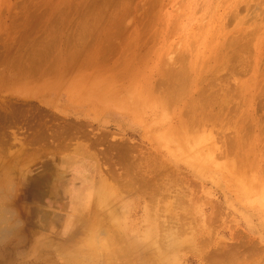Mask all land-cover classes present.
<instances>
[{
	"label": "rangeland",
	"instance_id": "rangeland-1",
	"mask_svg": "<svg viewBox=\"0 0 264 264\" xmlns=\"http://www.w3.org/2000/svg\"><path fill=\"white\" fill-rule=\"evenodd\" d=\"M263 146L264 0H0V264H264Z\"/></svg>",
	"mask_w": 264,
	"mask_h": 264
},
{
	"label": "bare ground",
	"instance_id": "bare-ground-1",
	"mask_svg": "<svg viewBox=\"0 0 264 264\" xmlns=\"http://www.w3.org/2000/svg\"><path fill=\"white\" fill-rule=\"evenodd\" d=\"M249 8H250V7H249ZM249 68H250V67H249ZM184 71H185V70H184ZM181 72H182V71H181ZM177 73H178V72H177ZM185 73H186V72H185ZM185 73H184V72H183V73H178V74H179L178 79H180L182 82H183V79L186 77ZM143 75H144V74H143ZM173 75H176V74H173ZM184 76H185V77H184ZM188 77H189V76H188ZM187 79H188V78H187ZM187 81H188V80H187ZM175 82H176V81H175ZM177 82H179V81L177 80ZM183 83H184V82H183ZM185 83H186V82H185ZM181 84H182V83H181ZM173 85H174V84H173ZM176 86H178V84L175 85V86H173V88L176 87ZM238 86H239V85H238ZM242 87H243V86H242ZM173 92H174V91H173ZM175 97H176V96H175ZM179 97H180V95H179ZM179 101H180V99H179ZM195 115H196V114H195ZM197 116H198V115H197ZM255 116H256V115H255ZM197 119H198V117H197ZM197 119H196V120H197ZM242 129H243V127H242ZM237 130H238V129H237ZM250 131H251V130H250ZM254 144H255V143H254ZM237 145H238V144H237ZM254 146H255V145H254ZM249 147H250V146H249ZM263 147H264V146H263ZM131 148H132V147H131ZM138 148H139V147H138ZM68 149H69V148H68ZM128 149H129V148H128ZM128 151L130 152V150H128ZM131 151H132V150H131ZM34 152H35V151H34ZM29 153H30V152H29ZM31 153H32V151H31ZM130 153H131V152H130ZM35 154H36V153H35ZM125 156H126V155H125ZM127 156H129V155H127ZM31 157H32V156H31ZM246 159H248V158H246ZM124 160H126V158H124ZM138 160H139V159H138ZM26 162H27V160H26ZM137 164H138V163H137ZM244 164H246V162H245ZM126 165H127V164H126ZM7 167H8V166H7ZM10 167H12V166H10ZM239 167H240V166H239ZM131 168H132V167H131ZM16 169H17V168H16ZM127 169H128V167H127ZM127 169H126L125 171H127ZM132 169H133V168H132ZM10 170H12V168H11ZM109 171H110V170H109ZM128 171H129V169H128ZM162 171H163V170H162ZM9 172H10V171H9ZM113 172H114V171H113ZM130 172H131V171H130ZM108 174H111V173L108 172ZM113 174H114V173H113ZM123 174H124V173H122V176H123ZM128 174H129V173H128ZM111 175H112V174H111ZM112 176H113V175H112ZM112 176H111V177H112ZM125 176H127V174H126ZM132 176H133V174H132ZM155 176H156V175H155ZM123 177H124V176H123ZM114 178H115V177H114ZM117 178H118V177H117ZM130 178H131V177L129 176V180H130ZM134 178H135V177H134ZM131 179H132V178H131ZM135 179H136V178H135ZM157 179H158V178H157ZM157 179H156V180H157ZM114 180H116V179H114ZM133 180H134V179H133ZM30 181H31V180H30ZM88 181H89V180H88ZM117 181H118V180H117ZM31 182H32V181H31ZM118 182H119V181H118ZM126 182H130V181H126ZM131 182H133V181L131 180ZM131 182L128 183V184H129V185H130V184H133V183H131ZM142 182H144V181H142ZM40 183H41V182H40ZM30 185H31V184H30ZM43 185H44V184H43ZM134 185H135V184H134ZM149 185H150V183H149ZM35 186H36V184H35ZM139 186L141 187L140 184H139ZM145 186H146V185H144L143 187H145ZM43 187H44V186H43ZM143 187H141V188H143ZM26 188H27V187H26ZM41 188H42V187H41ZM0 189H1V188H0ZM12 189H13V188H12ZM149 189H150V188H149ZM1 190H2V189H1ZM1 190H0V191H1ZM42 190L44 191V189H42ZM36 191H37V190H36ZM40 191H41V190H40ZM40 191H39V192H40ZM190 191H191V190H190ZM1 192H2V191H1ZM33 192H34V191H33ZM40 193H42V192H40ZM149 193H150V192H149ZM183 193H184V192H183ZM27 194H28V193H27ZM3 196L8 197L7 194H0V202L3 201V200L1 199V197H3ZM37 196H38V195H37ZM151 196H152V195H151ZM153 196H154V195H153ZM153 196H152V197H153ZM184 196H185V194H184ZM10 198H11V197H10ZM178 198H179V197H178ZM207 198H208V197H207ZM207 198H206V199H207ZM149 199H151V198H149ZM152 199H154V198H152ZM165 200H166V198H165ZM150 201H151V200H150ZM179 201H181V200H179ZM212 201H213V199H212ZM152 202H153V201H152ZM154 202H155V201H154ZM154 202H153V203H154ZM184 202H185V201H184ZM213 203H214V202H213ZM178 204H179V203H178ZM184 204H185V203H184ZM215 204H216V203H215ZM215 204L212 205V203H211L212 207H213ZM216 205H217V204H216ZM216 205L214 206V207L216 208L215 211H216L217 213H220L221 211H220V210H219L220 212L217 211V206H216ZM150 206H152V207L154 208V206H156V204H150ZM88 207H89V206H88ZM214 207H213V208H214ZM220 208H221V207L218 205V209H220ZM222 210H223V209H222ZM190 211H191V210H190ZM212 211H213V212L210 213V214H213V213L215 212L214 210H212ZM222 212H223V211H222ZM217 213H216V214H217ZM222 214H223V213H222ZM190 215H191V214H190ZM213 215L216 216L215 213H214ZM213 215H211V216H213ZM220 215H221V214H220ZM220 215H219V216L217 215V218L220 217ZM202 216H203V215H202ZM211 216H209L208 219H212ZM214 216H213V218H214ZM168 217H169V216H168ZM198 217H199V216H198ZM210 217H211V218H210ZM215 218H216V217H215ZM217 218H216V219H217ZM97 219H99V218H97ZM208 219H207V221H210V220H208ZM100 220H101V219H100ZM213 220H214V219H213ZM97 221H98V220H97ZM214 221H215V220H214ZM217 221H218V220H217ZM199 222H200V221H199ZM160 223H161V222H160ZM100 227H101V226H100ZM172 227H173V226H172ZM104 228H105V227H104ZM110 228H111V227H110ZM199 228H200V227H199ZM232 228H233V227H232ZM197 229H198V228H197ZM101 231H102V233H104L103 231H106V230H101ZM181 231H182V230H181ZM99 233H100V232H99ZM102 233H101V234H102ZM170 233H171V232H170ZM179 233H180V232H179ZM181 233H184V232H181ZM104 234H105V233H104ZM184 234H185V233H184ZM184 234H183V235H184ZM17 235H18V234H17ZM25 235H26V234H25ZM90 236H91V235H90ZM116 236H117V235H116ZM163 236H164V235H163ZM105 237H106V235H105ZM119 237H120V236H119ZM160 237H161V236H160ZM211 237H212V236H211ZM243 237H244V236H243ZM245 237H246V236H245ZM23 238H24V237H23ZM60 238H61V237H60ZM116 238H117V237H115V239H116ZM168 238H169V236H168ZM168 238L166 239V242H165L166 244H167L168 242H171V239H170V238L168 239ZM208 238H209V237H208ZM212 238H213V237H212ZM246 238H247V237H246ZM16 239H17V238H16ZM51 239H52V238H51ZM88 239H89V238H88ZM104 239H105V238H104ZM118 239H119V238H118ZM162 239H163V238H162ZM57 240H58V239H57ZM106 240H107V238H106ZM116 240H117V239H116ZM119 240H120V239H119ZM119 240H117V241H119ZM154 240H155V239H154ZM164 240H165V238H164ZM164 240H163V241H164ZM167 240H170V241L167 242ZM89 241H91V240H89ZM121 241H122V240H121ZM160 241H161V240H160ZM160 241H159V239H158V243L161 244ZM206 241H208V240H206ZM16 242H18V240H17ZM104 242L108 243L107 241H104ZM111 242H112V241H111ZM165 243H164V246H166ZM156 244H157V243H156ZM162 244H163V243H162ZM162 244L160 245L161 247L163 246ZM109 245H110V244H109ZM157 245H158V244H157ZM168 245H169V244H168ZM11 246H12V245H11ZM13 246H14V245H13ZM120 246H121V245H120ZM120 246H119V247L116 246L115 248H113V247H111V245H110V246H109L110 248L107 247V248H109L107 251H108L109 257L111 258V259H110V264H111V263H113V264H118V263H115V262H117V260H118L119 258L121 259V257H122L123 255H125V252H127L128 249L125 250V247L122 249V247L120 248ZM130 246H131V245H130ZM149 246L151 247V245H149ZM164 246H163V247H164ZM49 247H50V246H49ZM105 247H106V246H105ZM163 247H162V248H163ZM14 248H15V247H14ZM89 248H90V247H89ZM186 248H187V247H186ZM1 249H2V248H1ZM5 249H6V247H5ZM12 249H13V248H12ZM91 249H92V248H91ZM163 249H164V248H163ZM248 249H249V248H248ZM250 249H251V248H250ZM253 249H254V248H253ZM261 249H262V248H261ZM214 250H215V249H214ZM228 250H230V249H227V251H226L227 253H229ZM4 251H5V250H4ZM129 251H130V250H129ZM154 251H156V250H154ZM218 251H219V252H220V251L223 252V251H222V248H221V250H218ZM261 251H262V250H261ZM13 252H14V251H13ZM46 252H47V251H46ZM92 252H93V251H92ZM101 252H102V251H101ZM226 252H225V253H226ZM230 252H231V251H230ZM3 253H4V252H3ZM11 253H12V252H11ZM60 253H61V252H60ZM85 253H86V252H85ZM85 253H84V254H85ZM94 253H96V252H94ZM162 253H163V252H162ZM162 253H156V254H155V252L153 253V255L155 254L154 257H155V261H156V262H158V260H160V254H162ZM239 253H240V252H239ZM258 253H259V252H258ZM14 254H15V253H14ZM52 254H53V253H52ZM87 254H88V253H87ZM91 254H92V253H91ZM96 254H97V255L99 254V253H98V250H97V253H96ZM103 254H104V253H103ZM120 254H121V257H120ZM211 254H212V252L209 254V256H210ZM221 254H222V253H221ZM229 254H231V253H229ZM236 254H237V253H236ZM256 254H257V253H256ZM80 255H81V254H80ZM92 255H93V254H92ZM92 255H91L89 258H91ZM97 255H96V256H97ZM100 255H101V253H100ZM153 255H152V256H153ZM168 255H169V254H168ZM168 255H167V256H168ZM213 255H214V256H213ZM213 255H211L212 258L209 257V258L212 259V261H211V259H210L211 263H212V262H215V261L219 258V257H217V252L214 253ZM215 255H216V256H215ZM233 255H234V254H233ZM233 255H232V256H233ZM10 256H11V255H10ZM55 256H56V255H55ZM73 256H74V255H73ZM76 256H77V255H76ZM88 256H89V254H88ZM98 256H99V255H98ZM162 256H163V259H165V258H164L165 255L162 254V255H161V258H162ZM170 256H171V255H169V257H170ZM206 256H207V255H206ZM226 256H227V254H226ZM228 256H229V255H228ZM69 257H70V256H69ZM84 257H85V256H84ZM204 257H205V256H204ZM214 257H215L216 259H215ZM75 258H76V257H74V262H76L75 260L77 259V258H76V259H75ZM94 258H96V257H94ZM94 258H93V259H94ZM100 258H101V257H100ZM100 258H99V259H100ZM213 258H214V261H213ZM225 258H226V257H225ZM225 258H224V260H225ZM238 258H239V257H238ZM68 259H69V258H68ZM70 259H72V258H70ZM82 259H83V256H82ZM82 259H79V260H82ZM101 259H102V258H101ZM104 259H105V258H104ZM219 259H220V258H219ZM231 259H232V258H231ZM239 259H241V256H240ZM79 260H78V261H79ZM91 260H92V258H91ZM108 260H109V258H108ZM122 260H123V259H122ZM150 260H151V259H150ZM220 260H221V259H220ZM86 261H87V260H86ZM86 261H85V262H86ZM95 261H96V260H95ZM99 261H100V260H99ZM163 261H164V260H163ZM4 262H5V261H4ZM65 262H66V261H65ZM67 262H70V261L68 260ZM67 262H66V263H67ZM71 262H72V261H71ZM71 262H70V263H71ZM80 262H81V261H80ZM80 262H77V263L79 264ZM82 262H83V261H82ZM89 262H90V261H89ZM125 262H126V261H125ZM156 262H155V263H156ZM159 262H160V261H159ZM159 262H158L157 264H159ZM208 262H209V261H208ZM216 262H218V260H217ZM216 262H215V263H216ZM220 262H222V261H219L218 263H220ZM1 263H2V261H1ZM92 263H93V262H92ZM95 263H96V262H95ZM122 263H123V261H122ZM130 263H131V262H130ZM83 264H84V263H83ZM88 264H90V263H88ZM120 264H121V263H120ZM151 264H154L153 261H152ZM222 264H223V263H222Z\"/></svg>",
	"mask_w": 264,
	"mask_h": 264
},
{
	"label": "clouds",
	"instance_id": "clouds-1",
	"mask_svg": "<svg viewBox=\"0 0 264 264\" xmlns=\"http://www.w3.org/2000/svg\"><path fill=\"white\" fill-rule=\"evenodd\" d=\"M14 199L0 202V248H4L18 231L20 221L13 207Z\"/></svg>",
	"mask_w": 264,
	"mask_h": 264
}]
</instances>
